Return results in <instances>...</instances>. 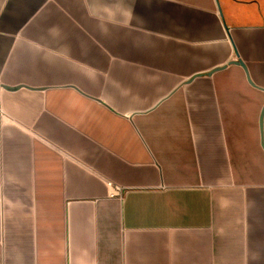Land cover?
<instances>
[{
  "label": "crops",
  "instance_id": "crops-1",
  "mask_svg": "<svg viewBox=\"0 0 264 264\" xmlns=\"http://www.w3.org/2000/svg\"><path fill=\"white\" fill-rule=\"evenodd\" d=\"M0 264H264V0H0Z\"/></svg>",
  "mask_w": 264,
  "mask_h": 264
},
{
  "label": "built area",
  "instance_id": "built-area-1",
  "mask_svg": "<svg viewBox=\"0 0 264 264\" xmlns=\"http://www.w3.org/2000/svg\"><path fill=\"white\" fill-rule=\"evenodd\" d=\"M106 186L108 187V197L120 199L123 195V188L111 181H106Z\"/></svg>",
  "mask_w": 264,
  "mask_h": 264
},
{
  "label": "water",
  "instance_id": "water-1",
  "mask_svg": "<svg viewBox=\"0 0 264 264\" xmlns=\"http://www.w3.org/2000/svg\"><path fill=\"white\" fill-rule=\"evenodd\" d=\"M235 63H237V64H239V65L243 66V64H242V62H241L240 60H236V62H235Z\"/></svg>",
  "mask_w": 264,
  "mask_h": 264
}]
</instances>
